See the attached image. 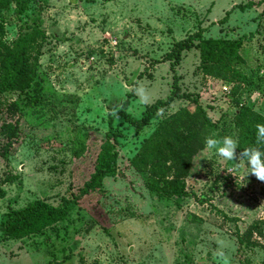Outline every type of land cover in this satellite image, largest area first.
I'll use <instances>...</instances> for the list:
<instances>
[{
    "label": "rangeland",
    "instance_id": "obj_1",
    "mask_svg": "<svg viewBox=\"0 0 264 264\" xmlns=\"http://www.w3.org/2000/svg\"><path fill=\"white\" fill-rule=\"evenodd\" d=\"M247 1L253 4L237 7ZM24 12L38 17L45 41L33 81L0 93V124L16 122L18 130L0 155V224L29 200L55 204L75 193L109 125L122 134L116 172L102 190L79 197L64 220L22 238L0 229V264H220L222 246L229 264H264V182L250 173L241 179L243 161L225 162L205 147L206 137L235 139L238 106L264 115V0H27ZM18 25L12 3L0 9L3 44ZM193 33L194 42L239 38L244 62L203 73L190 47L169 66L173 43ZM228 67L244 79L224 80ZM173 74L189 98H174L139 130L129 126L119 112L138 117L145 106L132 89L144 86L151 102L163 98ZM194 103L217 124L201 130L182 177L186 195L155 197L130 158L161 118Z\"/></svg>",
    "mask_w": 264,
    "mask_h": 264
},
{
    "label": "trees",
    "instance_id": "obj_2",
    "mask_svg": "<svg viewBox=\"0 0 264 264\" xmlns=\"http://www.w3.org/2000/svg\"><path fill=\"white\" fill-rule=\"evenodd\" d=\"M12 3L14 14L19 19L16 36L9 45L0 41V93L22 91L33 81V65L40 46L45 41V33L38 23L37 16H30L24 12L27 0H0V9ZM253 4L247 1L237 4L243 9ZM230 9L226 10L219 21H225ZM25 15V19L20 16ZM196 33L177 40L170 48L167 58L169 66L179 61L180 53L184 49L194 47L198 51V67L203 73H210L226 67L231 62L243 63L240 54L241 41L239 38L226 39L222 37L199 38L196 42L193 37ZM220 71V72H221ZM228 78L244 79V74L233 71L228 67ZM177 76L172 75L171 87L163 98H156L145 105L138 117L120 111L119 114L127 124L135 130L146 125L150 119L157 117V111L169 104L174 98L186 97L188 93L180 92L177 85ZM233 91H231L232 93ZM123 105L125 102L123 101ZM14 108L13 102L7 103ZM232 126L236 130L235 139L238 142L236 149L239 154L244 148L259 147L264 151V145L256 143V125L264 124V115L245 105H240L232 113ZM217 122H212L203 108L194 103L193 109L177 108L175 111L161 118L154 129L143 140L130 158V165L142 175L144 185L155 197L183 196L182 177L186 174L191 156L202 144V129L211 128ZM122 133L109 125L104 138L98 146L93 166L88 177L82 182L75 193L69 192L61 196L55 204L48 203L41 198L27 201L21 207L10 210L0 224L1 233L11 238H22L29 234L41 231L47 226L62 221L74 207L79 197L92 191L102 190V180L116 172L118 136ZM0 135L4 142L0 144V155L5 157L10 145L18 135L16 122L4 121L0 124ZM7 177V176H6ZM16 176L8 175V179ZM243 238L240 237L241 241Z\"/></svg>",
    "mask_w": 264,
    "mask_h": 264
},
{
    "label": "clouds",
    "instance_id": "obj_3",
    "mask_svg": "<svg viewBox=\"0 0 264 264\" xmlns=\"http://www.w3.org/2000/svg\"><path fill=\"white\" fill-rule=\"evenodd\" d=\"M132 92L138 97L140 104L148 105L151 102L150 94L144 86L139 85L132 89ZM118 109L119 106H116L112 110V114L116 115ZM256 143L257 145H264V124L256 125ZM205 147L208 150L215 149L216 155L221 157L225 162L238 160L239 162L236 163L237 166H239L240 161H243L244 166L247 168V172L244 177H241V179H245L250 173L254 175L257 180L264 182V151H261L259 147L244 148L239 154H237L236 149L238 147V142L231 136H224L220 139L206 137ZM228 172L232 173V170L229 169ZM222 247L221 250L216 252L218 261L220 264H229L228 257L222 250Z\"/></svg>",
    "mask_w": 264,
    "mask_h": 264
},
{
    "label": "built area",
    "instance_id": "obj_4",
    "mask_svg": "<svg viewBox=\"0 0 264 264\" xmlns=\"http://www.w3.org/2000/svg\"><path fill=\"white\" fill-rule=\"evenodd\" d=\"M220 88H221V91H222V92H224V91H225V92L228 91L225 85H222Z\"/></svg>",
    "mask_w": 264,
    "mask_h": 264
}]
</instances>
